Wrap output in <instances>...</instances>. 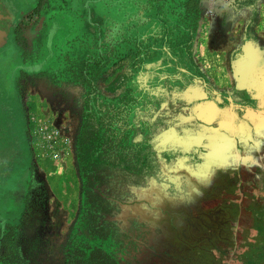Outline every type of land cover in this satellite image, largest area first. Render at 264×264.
Masks as SVG:
<instances>
[{"label":"rangeland","instance_id":"rangeland-1","mask_svg":"<svg viewBox=\"0 0 264 264\" xmlns=\"http://www.w3.org/2000/svg\"><path fill=\"white\" fill-rule=\"evenodd\" d=\"M26 4L9 12L0 3V19ZM35 5L28 0V15L42 13L43 27L29 18L8 41L0 22L2 104L3 85L28 57L27 156L24 135L0 113V228L18 226L24 261L264 264V51L234 49V86L218 88L192 70V32L170 39L165 27L144 39L136 23H121V0ZM90 102L100 131L80 143ZM114 121L127 129L108 132Z\"/></svg>","mask_w":264,"mask_h":264},{"label":"crops","instance_id":"crops-1","mask_svg":"<svg viewBox=\"0 0 264 264\" xmlns=\"http://www.w3.org/2000/svg\"><path fill=\"white\" fill-rule=\"evenodd\" d=\"M121 3L124 4L120 6L121 23L125 19L127 26L129 22L136 23V31L144 39L159 37L165 27H171L164 34L170 39L187 40L193 33L196 59L192 70L204 72L206 84L212 82L218 88L234 86L236 75L232 69L235 68L227 62L234 49H243L241 57H250L254 48L264 51V0H238L221 6L199 0L198 10L190 0H121ZM110 7L106 11L110 10L112 17L113 8ZM130 14H134L136 20H130Z\"/></svg>","mask_w":264,"mask_h":264},{"label":"flooded vegetation","instance_id":"flooded-vegetation-1","mask_svg":"<svg viewBox=\"0 0 264 264\" xmlns=\"http://www.w3.org/2000/svg\"><path fill=\"white\" fill-rule=\"evenodd\" d=\"M26 1H27V4L25 5V7H20V5L19 6L17 5V9L14 10L13 12V16H14L13 21L0 19V22H4L6 26L9 27V33L7 35V37H9L8 41L12 39L13 35H17V36L21 35L20 34L21 29L28 27L29 18L34 22L39 20L37 21L38 27H43L46 24L45 18L42 13L39 14V18L33 17L35 16L33 14L28 15V0ZM46 2H47L46 0H37V5H35V7L38 8L39 6H41L42 12H43L47 6ZM0 3L6 5L8 7L9 12H12L11 8L12 6L15 5L16 0H0ZM1 13L2 11H0V17H1ZM23 58L24 60H26V63L15 66L14 72L8 76L10 80L8 81L7 84L9 86H7V84H4L3 85L4 89L3 88L1 89V92H2L1 94L4 97L5 105L0 102V104H2V107H1L2 111L0 113H1L3 120L6 119L5 120L6 129L17 133L19 136L20 134L24 135L25 144L22 145V148H23V151L25 152V156H27V153H28L27 133L28 132L26 130V118H25V110L23 106L24 93L22 92L20 85L23 84L22 83L23 81H28V62H27L28 57L24 56ZM24 164H25V168L27 169L28 160L24 161ZM26 176H27V173L25 174V177Z\"/></svg>","mask_w":264,"mask_h":264},{"label":"trees","instance_id":"trees-1","mask_svg":"<svg viewBox=\"0 0 264 264\" xmlns=\"http://www.w3.org/2000/svg\"><path fill=\"white\" fill-rule=\"evenodd\" d=\"M198 1L199 0H190V3H192V5H194V7L197 8V10H198ZM131 55L132 54L125 56V57L124 56L120 57L121 59L119 63H117V65H123L127 60H129ZM93 97L94 96H92V93H90L91 101ZM117 97H120V95H118ZM124 97H129V96L124 95ZM120 99H122V96ZM127 106H130V103H128ZM115 111L116 110L114 109L111 110L113 114H115ZM128 112H129V108L127 107L125 111V115ZM94 113H96L95 106L92 102H90L88 103V107H86L83 113L84 124L82 128V133L80 136V143H82L83 141H87V140L89 141V138L93 136L94 133L99 134L100 130L96 127L97 125H96V118L94 116ZM111 129H116V130L122 129L125 131L127 127L114 121V122H111L110 126L107 128L108 132ZM106 134L108 133L106 132ZM105 148L106 147H104V151H105ZM102 150L103 148L100 147L99 151L94 152V153H101V152L103 153ZM119 151H120L119 149H114L113 151H107L106 154H110L111 156L112 155L116 156L118 153L121 152ZM88 154L89 153L87 152L85 147L81 146L79 161H80V167L83 173L87 171V168L85 167V163L88 160ZM17 230H18V226L15 224H11V223L6 224L4 228H0V264H27L22 258V256L20 255V251L17 246L18 235H19V231Z\"/></svg>","mask_w":264,"mask_h":264},{"label":"built area","instance_id":"built-area-1","mask_svg":"<svg viewBox=\"0 0 264 264\" xmlns=\"http://www.w3.org/2000/svg\"><path fill=\"white\" fill-rule=\"evenodd\" d=\"M208 3H213L216 4V2L221 1L222 3H227V4H233L235 2H237L238 0H205ZM210 11H213L212 9H210Z\"/></svg>","mask_w":264,"mask_h":264},{"label":"water","instance_id":"water-1","mask_svg":"<svg viewBox=\"0 0 264 264\" xmlns=\"http://www.w3.org/2000/svg\"><path fill=\"white\" fill-rule=\"evenodd\" d=\"M216 5H219V6H221V5H223V3L221 2V1H218V2H216ZM4 26L3 25H1L0 24V35L1 34H3V32H4ZM1 37V36H0ZM1 39V38H0ZM3 39V38H2Z\"/></svg>","mask_w":264,"mask_h":264}]
</instances>
